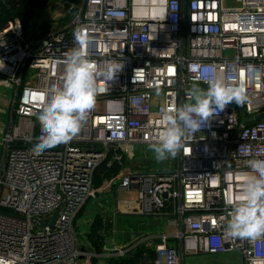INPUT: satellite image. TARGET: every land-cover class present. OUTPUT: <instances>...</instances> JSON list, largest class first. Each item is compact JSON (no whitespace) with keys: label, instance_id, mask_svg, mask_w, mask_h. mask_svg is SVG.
<instances>
[{"label":"built area","instance_id":"1","mask_svg":"<svg viewBox=\"0 0 264 264\" xmlns=\"http://www.w3.org/2000/svg\"><path fill=\"white\" fill-rule=\"evenodd\" d=\"M66 3L56 27L32 42L17 19L0 28V86L13 90L0 140V264H86L78 259L87 251L80 250L74 220L99 165L116 169L118 190L135 191L139 214L167 216L175 227L149 236L159 239L152 264L223 252H237L239 261L229 264H264V234L226 232L229 201L254 175L249 162L264 159V117L242 123L230 103L185 141L174 168L124 167L132 145H149L164 130L166 110L190 102L194 86L208 87L206 74L242 91L244 117L264 111V0H123L121 17L110 15L116 0ZM76 29L87 37L91 62L122 69L114 81L99 79L80 131L36 155L37 114L50 89L62 85ZM26 69L35 70L32 84H21ZM125 251L103 243L97 264Z\"/></svg>","mask_w":264,"mask_h":264},{"label":"clouds","instance_id":"2","mask_svg":"<svg viewBox=\"0 0 264 264\" xmlns=\"http://www.w3.org/2000/svg\"><path fill=\"white\" fill-rule=\"evenodd\" d=\"M122 7L123 0H116L110 15L123 16ZM74 39L77 47L66 55L62 85L50 89L37 114L42 134L32 148L36 155L73 138L95 106L99 79L114 81L122 69V64L114 61L106 62L103 69L91 62L85 52L88 40L81 29L74 31ZM205 83L206 90L198 86L191 89L190 102L164 112V130L149 144L158 162L176 158L185 141L200 131L213 115L230 103L242 104L245 100L242 91L213 74H206ZM249 165L254 175L243 182L239 199L229 201L233 211L226 232L233 237L254 239L264 234V159H253Z\"/></svg>","mask_w":264,"mask_h":264},{"label":"rangeland","instance_id":"3","mask_svg":"<svg viewBox=\"0 0 264 264\" xmlns=\"http://www.w3.org/2000/svg\"><path fill=\"white\" fill-rule=\"evenodd\" d=\"M73 2L72 0H49L46 4L41 6H34L32 8L30 16L26 20L24 27H21V30L25 32V35L28 38L29 42L34 41L42 33L55 28L58 24V20L64 17L67 3ZM74 3V2H73ZM75 4V3H74ZM76 5V4H75ZM20 25V24H19ZM35 81V70L28 71L27 69L22 72L21 84L25 82L27 84H32ZM13 97V90L4 86H0V107L8 111L7 104H10V100ZM8 104V106H9ZM8 108V109H7ZM2 120V118H0ZM0 120V122H1ZM132 152L134 157L132 159H126V164L124 167L132 170H169L174 168L175 161L174 158L169 157L168 159L158 162L155 159V154L150 150L149 145H132ZM1 153V146H0ZM111 200L120 204L130 203L133 199L135 200L136 193L132 189L128 190H111L109 192ZM91 198V196H90ZM88 199L87 203L91 199ZM93 207H87L86 211H89L92 217ZM128 213V212H126ZM132 214L117 216L115 220V227L111 237L114 236L117 242L128 233H141L145 232L146 235L152 233L157 235L159 232H164L165 234H172L175 231V227L167 222L168 217L164 215H138L134 214L132 211L129 212ZM134 214V215H133ZM86 215V212L84 213ZM89 217L88 219H91ZM87 223V219H84ZM76 219L74 221V232L77 237L79 245L85 243L84 241V231H88V225L86 223L78 222V226L75 225ZM113 226V224H112ZM158 238L156 237L153 240L151 250L155 248L158 244ZM166 243L175 246V241L172 239H166ZM134 247V246H133ZM135 250V249H134ZM133 250V251H134ZM82 261V260H81ZM239 261V256L237 252H223L217 254H203L198 253L190 256H184L183 264H229L236 263Z\"/></svg>","mask_w":264,"mask_h":264},{"label":"crops","instance_id":"4","mask_svg":"<svg viewBox=\"0 0 264 264\" xmlns=\"http://www.w3.org/2000/svg\"><path fill=\"white\" fill-rule=\"evenodd\" d=\"M9 104V103H8ZM7 104V107L9 108ZM7 108V109H8ZM9 110V109H8ZM8 112L6 111V109H3L0 107V118H2L1 122H0V140H1V134H2V130L5 129V125H6V121L8 119ZM114 169V168H113ZM117 180L118 178L116 177V175H113L107 179H103L100 181L99 185H97L96 187H94V182L92 185V195H91V200L90 202L87 203V201L85 202V204L82 206V208L79 210L80 214L78 217H75L76 219V223L75 225L78 226V222H85L84 219H87V223L86 225H89L92 222L93 218L95 216H98L103 222H109L110 224V228L104 232H102V243L107 244L110 243L112 245L115 246V248H119L122 247L123 249H126L125 253L123 256L130 254L131 252H133L134 249L136 248H141L144 250H151V244H153V240L155 238H149V236H151V234L146 235L145 232H141L139 234H135V233H128L125 235V237L123 236L119 242H117L114 238V236L111 237V233H113V229L115 227V220L117 216H123V215H127V214H132L129 212H133L134 214H138L141 215L137 212V204L134 201V199L127 204H120L117 202V199L115 201L111 200V196L109 194V192H111V190H114L115 192H117ZM123 190H128V189H123ZM93 207L94 210L92 211V217L89 213V211H86L87 207ZM78 211V212H79ZM86 212L87 216H84V213ZM128 212V213H126ZM133 214V215H134ZM89 217H91V219H88ZM75 221V220H74ZM113 224V226H112ZM87 231L85 230L83 233L85 234ZM153 234V233H152ZM154 235V234H153ZM84 241L85 243L82 244L81 246L84 247L85 251H87L86 256L83 257V259H79L82 260L84 262H86V264H89L90 259L93 257L95 259V262L93 264H97V260L100 258H97L96 256L100 255V252L96 253L93 251L92 247L87 243L85 235H84ZM135 242L136 245L130 249H128L133 243ZM138 242V243H137ZM145 255V253L143 254ZM120 256V257H123ZM120 257H109V258H120ZM110 264L108 261V258H103L100 260V263L98 264Z\"/></svg>","mask_w":264,"mask_h":264},{"label":"trees","instance_id":"5","mask_svg":"<svg viewBox=\"0 0 264 264\" xmlns=\"http://www.w3.org/2000/svg\"><path fill=\"white\" fill-rule=\"evenodd\" d=\"M49 0H0V28L7 20L17 19L21 27L26 24L34 6H41ZM76 6L80 5L81 0H72ZM116 169H105L102 165L96 167L93 176L94 187L99 185L100 181L115 175ZM80 211L77 212L78 217ZM110 228L109 222H103L98 216H95L85 233L87 243L93 251L98 253L101 249L102 232ZM145 253V255H143ZM154 253L152 250L136 248L130 254L120 258H108L110 264H152ZM95 259L92 257L89 264H93Z\"/></svg>","mask_w":264,"mask_h":264},{"label":"water","instance_id":"6","mask_svg":"<svg viewBox=\"0 0 264 264\" xmlns=\"http://www.w3.org/2000/svg\"><path fill=\"white\" fill-rule=\"evenodd\" d=\"M71 17L72 16H70L65 22H68L71 19ZM199 88L202 89V90H206L207 89V88L202 87V86H199ZM236 105H237L238 112H239V115H240V118H241L240 121L242 123L243 122H247V121H249L251 119H256V118L264 117V111L263 112H260V113H257L255 115H253L252 117H244L240 105L239 104H236ZM230 148H231V146L229 145L228 150H230ZM226 165L228 166V162L226 163ZM163 196H165L164 193H163ZM55 217H56V212L53 213V216L51 218V221L48 223L49 226H51L53 224ZM80 250L81 251H84L85 249H84L83 246H81L80 247ZM78 259H83V256L82 255L78 256ZM101 264H103V263H101Z\"/></svg>","mask_w":264,"mask_h":264},{"label":"bare ground","instance_id":"7","mask_svg":"<svg viewBox=\"0 0 264 264\" xmlns=\"http://www.w3.org/2000/svg\"><path fill=\"white\" fill-rule=\"evenodd\" d=\"M13 28V27H12Z\"/></svg>","mask_w":264,"mask_h":264}]
</instances>
